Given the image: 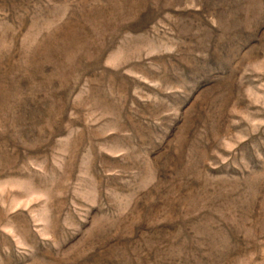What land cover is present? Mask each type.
<instances>
[{
  "label": "rangeland",
  "instance_id": "obj_1",
  "mask_svg": "<svg viewBox=\"0 0 264 264\" xmlns=\"http://www.w3.org/2000/svg\"><path fill=\"white\" fill-rule=\"evenodd\" d=\"M0 264H264V0H0Z\"/></svg>",
  "mask_w": 264,
  "mask_h": 264
}]
</instances>
